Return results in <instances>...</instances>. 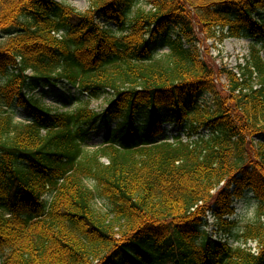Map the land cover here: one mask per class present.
<instances>
[{
    "label": "trees",
    "instance_id": "obj_1",
    "mask_svg": "<svg viewBox=\"0 0 264 264\" xmlns=\"http://www.w3.org/2000/svg\"><path fill=\"white\" fill-rule=\"evenodd\" d=\"M88 1L0 0V32L15 30L0 44V264H264V59L253 46L234 72L201 51L202 38L264 41V0ZM58 81L111 93L107 110L29 98ZM247 193L258 216L233 246Z\"/></svg>",
    "mask_w": 264,
    "mask_h": 264
},
{
    "label": "rangeland",
    "instance_id": "obj_2",
    "mask_svg": "<svg viewBox=\"0 0 264 264\" xmlns=\"http://www.w3.org/2000/svg\"><path fill=\"white\" fill-rule=\"evenodd\" d=\"M61 2L67 3L74 6L80 11H86L90 8V2L88 0H60ZM148 0H133L132 8L133 10L137 9L139 6H145ZM15 30L2 31L0 32V44L7 40ZM253 46H256L260 52L261 56L264 59V41H253L250 39H238V38H229L224 40V42L206 40L202 38L201 42V51L205 60L212 65L213 67L219 69L221 67H227L229 70L238 72L236 67L239 63H244L246 58L249 55V52ZM153 47L157 48V52L160 54L166 50L160 47V42H154ZM0 81H3V78L0 77ZM219 89L222 93L227 91V80L225 77H220L218 80ZM29 98L34 102H37L44 107L50 108L56 112H71L78 109L81 106H84L85 103L90 100L86 95H83L79 89L74 86L69 85L66 82H55L50 84H34L29 90ZM70 99L69 103L65 102V99ZM112 99V95L109 92L100 94L96 99L90 100L89 106L91 109L98 113H104L107 108L109 101ZM200 101H207L211 103L210 96L200 97ZM32 118V114L25 109L16 108L15 109V120L16 122H27ZM116 122H111L110 126L114 127ZM106 125H98L93 132L89 134L88 141L86 143V150L94 152L97 147L103 142V138L106 132ZM166 135L172 137L178 135V130L173 124H167L165 127ZM184 130L182 137L184 140H187V133ZM180 133V132H179ZM206 133V131L204 132ZM104 163H107V160H103ZM90 187H93V183L88 182ZM96 207L106 211L110 208V204L102 201L100 199L96 200ZM235 206V215L232 217V220L236 222L235 231L230 237L229 242L233 246H238L239 242L236 237H238L245 227L254 222L258 216V202L255 199L252 193H247L243 199L238 200L234 204ZM213 221L210 220V226L208 230L210 232L214 231ZM217 237V236H216ZM248 246H251L253 249L256 248L255 243H249ZM3 253H0V263L3 260Z\"/></svg>",
    "mask_w": 264,
    "mask_h": 264
}]
</instances>
